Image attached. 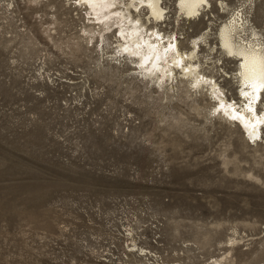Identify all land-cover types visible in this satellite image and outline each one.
I'll return each instance as SVG.
<instances>
[{
  "label": "rangeland",
  "instance_id": "374dc122",
  "mask_svg": "<svg viewBox=\"0 0 264 264\" xmlns=\"http://www.w3.org/2000/svg\"><path fill=\"white\" fill-rule=\"evenodd\" d=\"M178 1L148 26L197 40V71L241 107L218 44L246 0L191 19ZM106 24L79 0H0V264H264V120L251 140L208 83L145 76Z\"/></svg>",
  "mask_w": 264,
  "mask_h": 264
},
{
  "label": "bare ground",
  "instance_id": "6f19581e",
  "mask_svg": "<svg viewBox=\"0 0 264 264\" xmlns=\"http://www.w3.org/2000/svg\"><path fill=\"white\" fill-rule=\"evenodd\" d=\"M79 1L88 6L95 19L105 27L108 28V24L105 25L108 21L117 24L122 39L120 51L136 59L132 61L135 68L143 70L145 76L162 83L167 78L171 79L174 70H181L182 77H192L195 86L208 83L222 114L238 122L249 139L260 137L264 118L257 112V102L264 89V37L252 24V6L247 4V0L231 12L228 22L221 25L218 44L221 50L235 58L239 64L236 78L245 102L241 107L225 100L217 83L211 79L209 81L197 71L202 70L201 62L196 59L199 47L197 40L189 53L183 52L177 38L167 37L156 27H150L162 19L166 21V7L160 5L161 0ZM220 4L225 9L222 0ZM177 5L181 15L191 19L200 16L211 5V0H179ZM143 11H147L145 19L141 18Z\"/></svg>",
  "mask_w": 264,
  "mask_h": 264
}]
</instances>
